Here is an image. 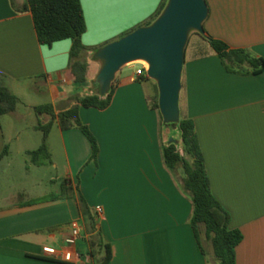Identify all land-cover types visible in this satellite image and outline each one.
Returning <instances> with one entry per match:
<instances>
[{"label":"crops","instance_id":"0c3cea01","mask_svg":"<svg viewBox=\"0 0 264 264\" xmlns=\"http://www.w3.org/2000/svg\"><path fill=\"white\" fill-rule=\"evenodd\" d=\"M12 1L17 8L26 3L0 0V85L19 103L33 89L44 94L43 103L25 104L35 113L50 104L59 114L77 98L96 93L102 63L92 52L86 82L76 83L69 68L72 41L40 44L32 13L16 11ZM206 1V35L264 59V0ZM161 2L81 0L87 24L83 43L101 48L122 38L142 27ZM206 46L202 54L186 49L181 113L195 124L212 194L229 214L230 228L243 235L237 264H264V72L229 73ZM122 69L109 108L79 111L98 141L96 160L81 130H62L55 122L47 140L50 160L36 165L26 158L41 145L11 149L21 137L9 134L4 118L17 109L0 116V156L7 151L0 160V264H100L105 247L92 253L94 237L110 247L109 264H218L206 250L204 227L200 244L191 225L194 207L181 187L183 169L173 173L165 165L162 148L168 138L150 105L153 80ZM41 116L46 124L51 120ZM79 191L96 221L94 232L81 213ZM97 206L104 210L101 217ZM73 221L81 222L83 232L75 248L79 258L67 263L65 238Z\"/></svg>","mask_w":264,"mask_h":264},{"label":"trees","instance_id":"16d2710c","mask_svg":"<svg viewBox=\"0 0 264 264\" xmlns=\"http://www.w3.org/2000/svg\"><path fill=\"white\" fill-rule=\"evenodd\" d=\"M168 0H162L157 11L144 23L143 26L151 25L163 12ZM12 6L18 12L30 11L33 15L35 28L40 44L52 46L62 40H71L69 68L76 83H84L87 80L88 54L92 52L94 58L99 48L88 47L83 43V35L86 33L87 24L81 0H26L23 7ZM212 49L218 54L224 68L229 73L258 75L264 72V59L255 55L249 49H233L227 43L215 39L209 35L204 37ZM149 81L147 76L141 78ZM156 93L151 100L152 109L158 111L163 127L172 126L180 133V140L176 143L166 142L162 148L163 159L167 168L176 173L182 168L185 177L182 180V190L190 196L193 202V214L191 225L197 239L201 244L200 229L204 227L205 238L212 245L214 256L218 264H237L236 248L243 240L239 230L230 228V216L221 207L211 191L206 172L204 157L201 151L198 135L193 120L181 113L178 124L165 125L159 111V94L155 84ZM115 94V86L112 84L110 92L102 97L97 87L94 94L84 95L77 98V104L72 108L56 114L50 104L35 108L37 114H47L51 120L37 129L43 133L41 146L29 153L31 161L40 165L50 160L47 140L55 122H58L62 130L77 128L89 139L92 146V160H96L99 153V144L96 137L88 126L80 119V108H97L106 110L110 107ZM19 98L7 87L0 85V116L16 111ZM7 154L4 151L0 160ZM79 207L82 215L88 221L90 232L96 230V221L90 216V208L79 191ZM92 253L95 248L105 247V257L100 264H109L112 259L110 247L103 245L99 237L90 240Z\"/></svg>","mask_w":264,"mask_h":264},{"label":"water","instance_id":"95a60500","mask_svg":"<svg viewBox=\"0 0 264 264\" xmlns=\"http://www.w3.org/2000/svg\"><path fill=\"white\" fill-rule=\"evenodd\" d=\"M209 16L206 0H168L161 15L97 50L94 58L102 63L95 85L106 96L122 68L135 62L149 65L147 77L158 88L159 111L165 125L181 119L180 97L186 47L190 34L206 36L204 23ZM171 140L169 143H176Z\"/></svg>","mask_w":264,"mask_h":264},{"label":"rangeland","instance_id":"374dc122","mask_svg":"<svg viewBox=\"0 0 264 264\" xmlns=\"http://www.w3.org/2000/svg\"><path fill=\"white\" fill-rule=\"evenodd\" d=\"M208 41L199 33L192 32L189 37V41L187 44L186 49H188V54L196 53V54H202L206 51V48H208L207 45ZM142 61L135 62L131 65V67L123 68L122 71H136ZM155 82H151V91H150V100H152L153 96L156 93L155 89ZM44 94L37 93L34 89L31 91H28L22 96V102L18 104L17 106V112L15 114L8 115L4 118L5 122L9 121L10 123L8 127V132L11 135L19 134L21 137L20 142H12L11 143V149L13 151H18L19 149L25 151V150H32L39 147L43 142V133L36 129V127L41 123L45 125L46 119L33 112L32 110L28 109L25 104L32 103V104H41L44 100ZM165 135L168 138V142L171 140L179 141L180 140V133L179 131L172 127L168 126L165 128ZM28 161H31L30 157L26 158ZM203 234V233H202ZM204 235V234H203ZM202 235V237H203ZM205 241V240H204ZM206 244V250L208 254L213 255V250L211 248V243L209 241L204 242ZM216 260V259H215ZM215 263V262H214ZM217 263V261H216ZM213 264V262H212Z\"/></svg>","mask_w":264,"mask_h":264},{"label":"built area","instance_id":"2783aa9c","mask_svg":"<svg viewBox=\"0 0 264 264\" xmlns=\"http://www.w3.org/2000/svg\"><path fill=\"white\" fill-rule=\"evenodd\" d=\"M149 69V65H146V62L141 63L140 67L136 70V77H143L147 76V71ZM97 216L101 217L104 213V210L101 206H97L95 209ZM83 232V225L80 221H73L70 224L69 227V234L65 238V253L63 255V260L67 263H72L76 261V257L79 258V256L75 253V248L77 245L78 239L81 237ZM45 252L53 255L55 254L54 249L46 248Z\"/></svg>","mask_w":264,"mask_h":264},{"label":"snow or ice","instance_id":"6c2138e0","mask_svg":"<svg viewBox=\"0 0 264 264\" xmlns=\"http://www.w3.org/2000/svg\"><path fill=\"white\" fill-rule=\"evenodd\" d=\"M100 2L117 3V2H127V0H100Z\"/></svg>","mask_w":264,"mask_h":264},{"label":"bare ground","instance_id":"6f19581e","mask_svg":"<svg viewBox=\"0 0 264 264\" xmlns=\"http://www.w3.org/2000/svg\"><path fill=\"white\" fill-rule=\"evenodd\" d=\"M146 65H148V63H146Z\"/></svg>","mask_w":264,"mask_h":264}]
</instances>
